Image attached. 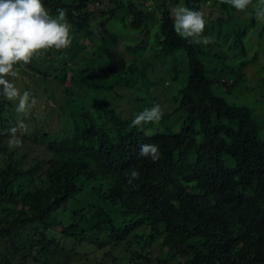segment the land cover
<instances>
[{
  "label": "trees",
  "instance_id": "16d2710c",
  "mask_svg": "<svg viewBox=\"0 0 264 264\" xmlns=\"http://www.w3.org/2000/svg\"><path fill=\"white\" fill-rule=\"evenodd\" d=\"M179 2L205 13L214 43L174 32ZM42 3L66 9L72 43L19 68L44 101L20 149L7 146L15 104L0 97V264H83V244L110 264H264V118L223 96L258 65L264 99V59L245 47L253 27L264 40L258 0L241 14L220 0ZM156 103L158 124L130 127ZM146 143L158 162L138 155Z\"/></svg>",
  "mask_w": 264,
  "mask_h": 264
},
{
  "label": "clouds",
  "instance_id": "9594fccd",
  "mask_svg": "<svg viewBox=\"0 0 264 264\" xmlns=\"http://www.w3.org/2000/svg\"><path fill=\"white\" fill-rule=\"evenodd\" d=\"M220 2L231 5L238 12H244L253 5V0ZM140 3L145 7L153 5L150 0ZM56 12L55 16L51 15L42 0H0V97L15 104L18 116L15 126L7 130V146L10 150L22 148V136L29 130L25 120L37 105L32 93L28 90L21 92L12 79L19 76V68L31 64L34 58L50 50L60 52L71 46V25L67 20V11L58 8ZM171 14L174 32L189 44L214 43L212 37L204 35L207 21L203 11L178 5ZM254 18L257 22H264V0H258L254 6ZM163 115V107L156 103L136 115L130 127L142 131L146 124H158ZM138 155L148 158L152 163L161 159L160 148L155 143L142 144ZM140 175L139 171L131 169L127 183L139 180Z\"/></svg>",
  "mask_w": 264,
  "mask_h": 264
},
{
  "label": "rangeland",
  "instance_id": "374dc122",
  "mask_svg": "<svg viewBox=\"0 0 264 264\" xmlns=\"http://www.w3.org/2000/svg\"><path fill=\"white\" fill-rule=\"evenodd\" d=\"M150 1H151V3H153V5L156 4V2H158V1L160 2V0H156V1L150 0ZM168 1L169 0H165V2H167V4H168ZM178 5L183 6V3L179 2ZM169 7H170L169 9L172 11V9L176 6L169 5ZM206 8H207L206 11L211 10L209 7H206ZM214 11L219 12L218 9H214L212 12H214ZM234 11L236 14L242 13V12H238L235 9H234ZM259 24L261 27H262V25L264 26V22H259ZM255 28H256V26H255ZM250 31L251 32H250V34H248L247 39L245 41V47L248 50L247 57L250 58L254 52L258 51V54H259L258 58H259V63H260L261 60L264 59V40H261L260 37L254 36V34H253L254 27ZM131 49H133V46H131ZM228 52L230 53V51H228ZM162 69H163V67L158 68V70L160 72H162ZM245 69H246L245 70L246 71V78H245L246 83L242 86H239L238 89H236V90H234L228 94H225V95L223 94V96L231 104L233 103V104L249 106L250 108H252V110L255 111L257 116H261L264 118V99L260 98V96H261L260 91L258 89H256V87L253 86V84L255 83V79H256V72L261 71V70H260L258 65L257 66L252 65V66H249ZM24 71H23V73L19 74V76L17 78H13L12 82L15 83V85L21 90V92L28 90L35 97L37 92L34 89V86L32 85V80L26 74V73H28V71H26V70H24ZM36 100H37V105L33 110H36L37 113L41 114L42 109L44 108L43 107L44 106L43 98L42 97L40 99L36 98ZM120 104L123 108H125L124 112L122 113L123 115H125L128 112V107L123 102ZM167 110H169V109H167ZM260 113H261V115H260ZM16 116H17V114H16ZM50 121H51V126L55 127V125H56L55 118L53 120H50ZM259 123H262V122H259ZM259 136H260V138L264 137V129L261 130ZM22 138H25V134H23ZM35 149L38 151L40 150L38 147H36ZM30 154L33 155L32 153H30ZM67 246L70 248L73 247V245L70 242H67ZM154 249L156 252L158 251L157 247ZM77 250L80 251V253H86L85 256L87 255V259L83 258V260H82L83 264H101V263L110 264L111 263L110 259L102 256L104 251L103 250H97V248H95L93 245L83 244L82 246L77 247ZM117 252H120V251L118 250Z\"/></svg>",
  "mask_w": 264,
  "mask_h": 264
},
{
  "label": "built area",
  "instance_id": "2783aa9c",
  "mask_svg": "<svg viewBox=\"0 0 264 264\" xmlns=\"http://www.w3.org/2000/svg\"><path fill=\"white\" fill-rule=\"evenodd\" d=\"M141 2H143L144 0H140ZM145 5L147 6L148 5V3H145Z\"/></svg>",
  "mask_w": 264,
  "mask_h": 264
}]
</instances>
